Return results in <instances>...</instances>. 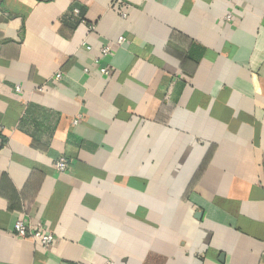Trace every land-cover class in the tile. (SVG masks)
I'll return each mask as SVG.
<instances>
[{
  "label": "crops",
  "instance_id": "crops-1",
  "mask_svg": "<svg viewBox=\"0 0 264 264\" xmlns=\"http://www.w3.org/2000/svg\"><path fill=\"white\" fill-rule=\"evenodd\" d=\"M106 260L264 264V0H0V264Z\"/></svg>",
  "mask_w": 264,
  "mask_h": 264
},
{
  "label": "built area",
  "instance_id": "built-area-1",
  "mask_svg": "<svg viewBox=\"0 0 264 264\" xmlns=\"http://www.w3.org/2000/svg\"><path fill=\"white\" fill-rule=\"evenodd\" d=\"M73 13H75L76 15L78 14V11L75 9L73 11ZM120 16L122 18H125L126 14L125 12H121ZM230 16L228 15L226 17V20H230ZM125 39L123 37H120L117 39L116 44L117 46H120L122 44H124ZM87 50H89V48H86ZM100 57L99 59H104L106 57H108L111 53V47L108 45H105L103 47L100 48ZM98 59V60H99ZM98 60H94L95 65H100ZM99 72L101 75L103 76H108L110 71L107 67H101L99 66ZM87 69H84V72H87ZM61 78V74L57 73L56 76L54 77L55 81H59ZM16 92H19V88L16 87L15 88ZM77 123L76 120H74L72 122V125H75ZM54 168L57 172L62 173L65 170L68 169V165H67V161L65 160L64 157H59L55 163H54ZM13 235L16 239L19 240H23V239H30L31 241H33L34 243H36L37 245H39L42 249H47L50 247V245L53 244L54 242V236L52 233H50L49 231H47L45 229L44 224L39 223L36 227H31L29 225L26 224V222L24 220L21 219H17L16 221H14L13 224ZM103 264H114L112 261L110 260H106Z\"/></svg>",
  "mask_w": 264,
  "mask_h": 264
}]
</instances>
